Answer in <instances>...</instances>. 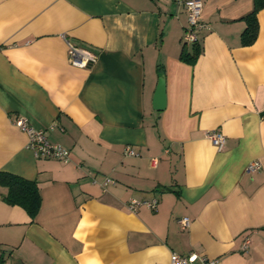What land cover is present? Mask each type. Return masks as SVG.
<instances>
[{
  "label": "crops",
  "instance_id": "obj_1",
  "mask_svg": "<svg viewBox=\"0 0 264 264\" xmlns=\"http://www.w3.org/2000/svg\"><path fill=\"white\" fill-rule=\"evenodd\" d=\"M202 2L210 27L188 63L174 0H0V170L41 196L32 218L0 185V264H169L172 251L264 264V8L242 45L254 1ZM69 44L95 60L73 64ZM19 115L69 159L35 155Z\"/></svg>",
  "mask_w": 264,
  "mask_h": 264
},
{
  "label": "built area",
  "instance_id": "obj_2",
  "mask_svg": "<svg viewBox=\"0 0 264 264\" xmlns=\"http://www.w3.org/2000/svg\"><path fill=\"white\" fill-rule=\"evenodd\" d=\"M178 4L182 5L187 14L188 24L185 27L183 34V41L185 43L199 42L201 39V33L210 27L209 22L201 17V12L203 9L202 0H174ZM69 59L70 61L78 66H84L89 62H93L96 55L90 50L85 49L80 46L69 44ZM15 127L25 133L27 137V146L34 152L37 156H42L45 158H53L66 162L69 159V151L66 147L58 142H51L45 135L43 129L36 128L32 126L26 117L16 116L12 120ZM205 136L211 141V143L218 149H221L224 145L226 136L223 132L219 130H211L205 133ZM125 154L135 155L136 151L127 146L125 148ZM260 167L258 161H252L248 166L247 170L251 171L255 168ZM114 182L113 178L110 176L104 177V184ZM158 200L154 199H137L131 198L126 202V207L130 211H137L141 206H146L150 209H155L157 207ZM179 223L182 228H186L190 222V218L184 216L180 218ZM249 243V238L245 237L242 249L247 248ZM195 261H199L200 264H217L218 259L211 258L196 251H191L188 253H178L172 251L170 254L169 264H193Z\"/></svg>",
  "mask_w": 264,
  "mask_h": 264
},
{
  "label": "trees",
  "instance_id": "obj_3",
  "mask_svg": "<svg viewBox=\"0 0 264 264\" xmlns=\"http://www.w3.org/2000/svg\"><path fill=\"white\" fill-rule=\"evenodd\" d=\"M253 1V10L245 16L246 25L240 34L242 45L253 43L257 37V13L260 9L264 8V0ZM201 49L199 42L192 43L190 48H187L184 44L179 57L188 63H194ZM261 114L264 115V112ZM0 185L6 188V191L1 194L4 201L23 207L32 218L36 215L41 203V196L36 180L0 170Z\"/></svg>",
  "mask_w": 264,
  "mask_h": 264
},
{
  "label": "water",
  "instance_id": "obj_4",
  "mask_svg": "<svg viewBox=\"0 0 264 264\" xmlns=\"http://www.w3.org/2000/svg\"><path fill=\"white\" fill-rule=\"evenodd\" d=\"M163 92H164L163 82L159 81L158 86H157V90H156V97L158 100L163 99V97H164ZM160 103L158 104L157 107H161Z\"/></svg>",
  "mask_w": 264,
  "mask_h": 264
}]
</instances>
